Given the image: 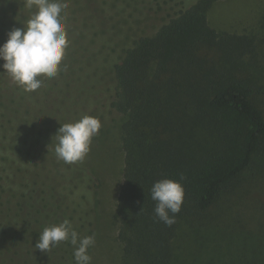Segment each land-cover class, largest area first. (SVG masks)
I'll list each match as a JSON object with an SVG mask.
<instances>
[{"label":"trees","instance_id":"trees-1","mask_svg":"<svg viewBox=\"0 0 264 264\" xmlns=\"http://www.w3.org/2000/svg\"><path fill=\"white\" fill-rule=\"evenodd\" d=\"M128 1L113 9L110 0H69L61 70L40 77L36 91L25 92L0 68V264H75L69 242L48 253L35 244L44 227L65 219L81 237L94 234L99 177L84 160L57 159L54 135L61 124L90 115L102 125L92 145L103 133L106 106L121 115L122 264H172L180 225L212 227L210 210L253 164L264 165L254 38L210 26L207 11L217 0H145L164 9L163 18L151 33L125 37ZM33 11L25 0L0 4V45ZM107 71L115 82L109 103ZM196 129L204 142L196 141ZM165 178L185 193L170 227L156 217L150 195Z\"/></svg>","mask_w":264,"mask_h":264},{"label":"rangeland","instance_id":"rangeland-1","mask_svg":"<svg viewBox=\"0 0 264 264\" xmlns=\"http://www.w3.org/2000/svg\"><path fill=\"white\" fill-rule=\"evenodd\" d=\"M12 1L16 0H0V4ZM117 2L110 0L109 5L114 9ZM122 6L125 37L151 33L163 18L164 9L150 7L145 0H130ZM207 20L218 31L246 33L254 38L255 71L264 87V0H217L208 9ZM121 46L116 48L120 57L123 55ZM105 82L106 102L109 103L115 85L112 71H107ZM259 97L264 111V90ZM106 109L103 133L83 159L99 177L95 191V244L88 252L91 264H122L123 245L117 237L119 220L116 216L124 156L117 124L121 115L109 114L110 108L106 106ZM195 136L197 142H204L206 135L196 129ZM226 198L210 210L216 216H211L216 218L212 227L206 230L197 227L196 233L186 223L180 225L174 240L172 264L264 263V165L253 164Z\"/></svg>","mask_w":264,"mask_h":264},{"label":"clouds","instance_id":"clouds-1","mask_svg":"<svg viewBox=\"0 0 264 264\" xmlns=\"http://www.w3.org/2000/svg\"><path fill=\"white\" fill-rule=\"evenodd\" d=\"M25 3L35 11L23 28L14 27L7 33V40L0 45V61H3L0 68L25 92H33L41 87L40 77L55 78L61 70L68 46L64 23L68 3L67 0H25ZM101 127L100 120L90 115L61 124L54 135L57 159L66 164L82 161ZM150 195L156 202V217L172 226L184 200L182 184L169 178L158 180L151 186ZM61 242L73 246L75 264H91L88 249L95 244L94 234L81 237L67 219L44 227L35 248L48 253Z\"/></svg>","mask_w":264,"mask_h":264}]
</instances>
